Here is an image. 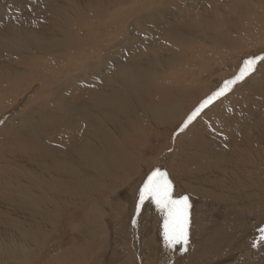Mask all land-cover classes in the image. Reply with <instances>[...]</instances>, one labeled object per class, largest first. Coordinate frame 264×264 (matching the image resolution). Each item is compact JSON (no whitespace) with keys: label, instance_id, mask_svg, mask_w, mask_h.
Returning <instances> with one entry per match:
<instances>
[{"label":"bare ground","instance_id":"bare-ground-1","mask_svg":"<svg viewBox=\"0 0 264 264\" xmlns=\"http://www.w3.org/2000/svg\"><path fill=\"white\" fill-rule=\"evenodd\" d=\"M193 1L198 2L196 8L187 9L188 3ZM209 1H214L210 7H206L199 0H152L147 8H142L136 0H88L85 5H75L68 12H59L61 14L59 19L66 16L70 22L81 21L107 27L103 39L101 33L96 32L93 35L86 31L85 49L75 56L78 62L75 77L81 78L77 86L71 77L73 74L70 76L60 74L54 63L46 59L35 62L26 72L20 67L22 60L19 57L23 55L42 54L60 59L62 54L73 52L74 48L80 46L82 41L72 46L60 33H57L54 20L58 14L46 13L47 6L38 7L35 4L28 7V11L34 8L32 11L35 15H45L44 19L47 15H52L49 22L53 20V23H49V27L56 36L45 25L31 30L23 29L22 33L19 31L20 35L22 34L21 38L17 34L19 28L0 27L1 38H5L4 41L10 43H0V79L5 77L3 73L8 74L9 71L12 73L11 76H6L0 81V118L8 112L5 102L1 104L5 94H10L12 102H17L20 98L16 96L22 91L13 94L15 87H23L25 93L39 87L37 98L30 103L31 105L39 103V105L36 109H32L33 107L30 108L27 104L29 109L26 110L25 125L23 127L20 125L17 132H23L26 128L27 132H31L27 137L30 145L34 147L37 145L44 152L43 159L40 160L35 150L27 149L25 152L8 157L4 167L0 166V176L4 179L8 177L6 184L12 188L0 184V264H40L41 262L42 264H93L96 262L102 251L99 250L102 248V243H107L108 232L112 231V227L109 231L107 224V217L113 212L112 199L128 189L131 183H139L142 175L153 167L152 159L149 158V162L146 163L147 159H143V153L150 147L152 139L160 140V133L163 130L160 126L167 125L168 118L178 109L188 107L189 114H192L204 101L213 96L216 86L223 87L225 81L233 80L240 75L228 71V59L225 61L223 72L221 63L224 60L220 57L229 56L231 52L215 50L237 44L239 40L235 37L236 32L234 34L232 31L234 27L237 28L242 41L248 43L244 48L251 49L259 45L264 48V0ZM203 2L207 3V0ZM244 7L246 8L242 11ZM234 11L241 13V18L246 24H238V18L231 15ZM191 13H195V18ZM216 13L222 14V19L230 24L232 29L224 28L216 33L217 29L211 22L217 19ZM138 15L150 18L163 15L165 31L171 34L176 56L181 62L182 70L186 71L174 73L175 64H171V68L166 65L161 66L164 63L163 58L145 59L138 55V61L144 62L145 65L136 63L131 57L126 58L130 52L147 54V45L152 44L151 40L163 37V34L155 31L153 38L137 35L133 29L135 23L131 20ZM181 17H188L187 21L195 22L196 25L189 27L185 37L184 28L180 25ZM114 20L120 23L114 24ZM112 32L115 33V39L111 37ZM252 34L254 35L249 38ZM16 35L24 45L18 44ZM124 35H127L124 43L127 46L121 47L117 41ZM201 40H206L207 43H201ZM138 47L141 48L140 51L136 50ZM7 53H12L17 58L8 56L6 59ZM123 53L126 59L121 57ZM233 55L234 53H231L232 58L235 57ZM261 55H264V49L252 59ZM32 58H37V55ZM11 63L16 68L8 70L7 67ZM120 63H127L128 68L120 73L121 76L117 77L115 86L108 90L123 94L125 102L139 103L144 96H147V89L151 88L153 83L152 71L157 74L161 71L164 73L161 77H166L165 87L172 93L169 96H160L153 91L151 98L144 100L147 111L142 108L143 112L133 116L122 115V103L110 106V94L100 95L106 90L105 77L112 72L107 68L119 67ZM217 71L221 76L232 75V77L224 79L220 76L217 79L215 75ZM26 76H30L31 79L23 85L21 81ZM263 81L264 68H261L237 80L231 89L224 93L229 97L228 100L224 97L228 105L231 104L241 110V113L255 106L258 110L262 109L261 116L251 119L249 112L245 118L240 119L237 113L228 109L231 120L223 123V126L203 128L202 125L195 124L196 118L191 121L186 131L178 136L176 144L174 143L173 154L170 156L172 161L168 170L171 172L169 173L171 183L174 185L176 182L181 192H187L190 196L211 194L213 197L218 193L212 201L214 204L226 206L228 213L230 208L242 205L241 203L252 205L251 203L256 201L264 204V85H261ZM169 84L172 87H168ZM77 90L84 94L78 96ZM92 92H94L93 97L88 98ZM241 95L243 97L239 98ZM74 97L78 99L75 100ZM219 97L214 102L224 104L222 95ZM252 97L257 99L249 100ZM167 98L172 99L171 104L167 102ZM247 104H251L252 107ZM11 105L10 109L16 106L14 103ZM34 115H39L41 120L36 121ZM139 115L150 116L159 123L158 130H153L151 125L142 129L140 125L136 128H123ZM198 122L208 124L203 121ZM218 122L222 121L218 120ZM261 123L262 130H258ZM208 131L213 134L220 133V140L205 138L202 134ZM6 153V149L1 147L0 156ZM116 183L119 185L116 186ZM6 191L11 195L6 196ZM8 198L11 199V206L3 205ZM148 209L145 207L144 211ZM233 211L235 212L234 209ZM261 221L262 218L249 227L253 228ZM153 222L147 227L149 232L144 231V226L140 225V230L144 233L137 231L132 238L137 237L138 241L140 240L138 255L141 264H166V254L157 242L162 234L160 229L164 228V225L158 220ZM122 223L124 224L123 221ZM128 226L129 224L124 229L127 230ZM225 226L227 231L232 230L228 224ZM243 233L246 234L245 231ZM68 236L82 239L88 242L87 244L91 243L90 251L94 252L87 253V250L82 254L78 249L80 246L72 249V252H68L66 256H62L65 251L63 242ZM218 238L222 246L227 245L225 243L228 240H226L227 234L224 233ZM95 239L100 242L96 244ZM208 242L207 236L198 244L209 246ZM95 244L96 248H93ZM197 245L194 246L192 255L189 251L186 258L189 259L190 255L195 256ZM116 251L123 253V248ZM128 252L130 256L126 259L129 262L124 259L121 264H132V260L133 264H137L135 256L132 252ZM257 252L258 255L264 254V243L260 244ZM198 253L200 255L201 252ZM108 262L110 261L106 263L109 264Z\"/></svg>","mask_w":264,"mask_h":264},{"label":"rangeland","instance_id":"rangeland-1","mask_svg":"<svg viewBox=\"0 0 264 264\" xmlns=\"http://www.w3.org/2000/svg\"><path fill=\"white\" fill-rule=\"evenodd\" d=\"M87 1L88 0H46V1L45 0H0V15H3V16H0V27L6 28V29L19 28V30L16 29V30H18L17 34H18V37L20 36L19 38H21V35H22V34L20 35L19 31H21V33H22L23 29L24 30L25 29L31 30V29H35L38 26H44V25L56 36V33L49 27V23H53V20L51 22H49V19L52 17V15L49 14L44 19L43 16H45V15H35L34 14L35 12L32 11L34 8L31 9L30 11H28L29 6H33L36 4V6H38V7L47 6L46 7V13L51 12L54 15L58 14L56 19L54 20V27H56L57 33H60V35L62 37H64V39H66L70 45L76 46L79 42L82 41L78 48H74L73 52L70 51V52L62 54L60 59H58L57 57H52L49 55H42V54H26V55H23L22 57H19L22 60L20 67H22L25 70V72L35 62H38L40 59H46V60L54 63L56 70L60 74L66 75V76H70L73 74V76H71V77L75 81V85L80 83L79 81L81 78H79L78 76L75 77V72H77V68H78V62L75 59V56H78V53H80L81 50L85 49L84 39H85L86 34L88 32L90 34H93V35H95L96 32L101 33V39H103V33L106 31L107 27H105L103 25H98V24H94V23H85V22H81V21L70 22L69 18L66 16L59 19L61 17V14H59V12L60 13L68 12L75 5L82 6V5L87 4ZM136 1L142 8H147L148 4L150 5L152 0H136ZM43 2H44V4H43ZM196 2L197 1L189 2L187 5V9L191 10L192 8L193 9L196 8V6L198 4V2L197 3ZM199 2L202 3L203 5H205L206 7H210L214 1L207 0V3H205V2H203V0H199ZM1 4H4V5L2 6ZM43 8H45V7H43ZM245 8L246 7H244V9L242 11H244ZM216 15H217V19L211 21L214 23V28L217 29V31H215L216 33L221 32L224 28L225 29H232V26L228 23H225L224 19H222V14L216 13ZM231 15H232V17L234 16V17L238 18V20H239L238 24L240 23L239 25L246 24L244 19L241 18V13L234 11ZM191 16H193V18H195L196 15H195V13H191ZM197 16L199 18V14ZM157 17H160V18H157ZM157 17L156 18L151 17L152 19H155V20H152L150 17L138 15V16L134 17L131 20V22L135 23V26L133 27V29L136 32V34L141 36V37L153 38L154 31L156 33L163 34V37L159 38L158 40H156V39L151 40L152 44L147 45V54H144V53L132 54V52H130V54L127 55V57H126L125 53H123V55L121 57H123V58H125V57L130 58L131 57L133 60L136 61V63L139 62L137 59L138 55L143 56L145 59H147V58H153V59L163 58L164 63L161 64V66L166 65V66H168V68H171L170 65L175 64L176 66L173 68L174 73L186 71V70H182L181 62L178 60V58L176 56V48L173 44V39L171 38V34H169L168 32L165 31V27L163 24V15H159ZM186 18L189 19L188 17H181L182 21L180 22V25L183 26V28H184V32H183L184 37L187 35L190 26H192V25L196 26L194 24L195 22L189 23ZM113 23L119 24L120 22L114 20ZM17 25H19V26H17ZM125 27H127V26H125ZM1 30H3V29H1ZM86 31H87V33H86ZM232 31L234 32V34H235V32L237 34V35H235V37H238V40H239L237 42V44H231L232 45L231 47H227L224 49H217L215 51H227V52L234 53L233 56H235V57H233V58L231 56V53L229 54V56L224 55V56L220 57L221 59L224 60V62L221 63V70L223 71L224 65L226 64L225 61H226V59H228V61H229L228 62L229 63L228 71L230 73L232 72V74H234V75L235 74L237 75L241 72V69L244 68V62L246 60H250L253 57H255L256 55H258L259 52L263 51L264 48L262 47V45L256 46V47L251 48V49L244 48L245 46H248V43L242 41L241 37H239L241 35H238L236 27H234V30H232ZM112 34L113 35L111 37L113 39H115V37H116L115 33L112 32ZM254 34L250 35L249 38H251ZM9 36L11 38L13 37L11 34ZM45 36L47 38H49L46 34H45ZM15 37L17 38V35ZM90 38H93V37H90ZM126 38H127V35H124L123 37L118 38L117 42L120 44L121 47L123 45L127 46V44H124L126 42ZM249 38H247V39H249ZM4 40H5V38H3V37L1 38V36H0V41H1L0 43L10 44L9 42L4 41ZM18 40L19 39L17 38V41ZM19 41H20V43H19ZM19 41H18V44L24 45L23 41L22 42H21V40H19ZM200 42L204 43V44L207 43L206 40H201ZM136 50L140 51L141 48L138 47ZM110 53L111 52H109V54ZM35 55H37V58H35V59L32 58ZM95 55L96 54H94V56ZM6 56L7 57H5V58L7 59L8 56H10V58H14L13 56H15V55H13L12 53H7ZM231 58H232V62H230ZM3 62H4V60H3ZM139 63H141V65L144 64V62L143 63L139 62ZM7 68L9 70L10 68H16V67L13 66V64L11 63ZM125 68H128L127 63H125V64L120 63L119 67L115 66L113 69L107 68V70H112V72L105 77L104 88L106 90L100 93V95L110 94V96H111L110 106H116L118 103H122L123 104L122 115L133 116L134 114L143 112L142 108L145 111H147V107L145 105L144 100H149L151 98V96L153 95V93H152L153 91L157 92L158 95H160V96H169L172 93L171 90H168L165 87L164 81L166 80V77H161L164 75V73L161 71L157 74V73H155V71H152L151 78L153 80V83H152L151 88L147 89V96L146 97L144 96L145 98L143 97L141 99V101H139V103L138 102H133V103L132 102H125L124 101L125 97L123 94H121L120 92H119L120 94H118L117 93L118 91H115V90H108V89L113 88L115 86L117 77L119 78L121 76L120 73L126 71ZM225 68H227V67H225ZM253 68H254V70L248 72L249 74L254 73L261 68H264V60H258L255 63V65L253 66ZM19 73H20V71H18V74ZM3 74L6 77V76H11L12 73L9 71L8 72L9 75L7 73H3ZM215 75H216L217 79H219L221 76V75H219V71L215 72ZM262 76H260V77H262ZM5 77L1 78L0 81H2ZM213 77H214V75H213ZM221 77H223L224 79H226L228 77V79H229L232 77V75L227 76V77H225V76H221ZM156 78H158V79H156ZM30 79H31L30 76H26L25 78L22 79L21 83L24 85L27 82H29ZM261 83H262L261 85H264V81ZM99 86H101V85H99ZM167 86L172 87V85H170V84ZM38 88H33L31 90V92L25 93L23 91V89H24L23 87H18V88L15 87L14 90L12 91V93L13 94L17 93V92L20 93L19 91H22L20 94H18L16 96V97L20 98L21 100L18 99L19 101H17V102L13 101L12 102L10 94H5L1 100L2 101L1 104H4V102H5V104L7 106V110H8V112L5 113V116L0 118V148L4 147L7 151V153L5 155L0 156V166L2 168L8 162V157H11L13 155H17L19 153L25 152L27 149L29 151L35 150L36 154L39 156L40 160L43 159V155H44L43 150L38 148L37 145L35 147L30 145V142L28 141V138H27L28 133H31V132H27L26 128L23 132H17L21 126L23 127L25 125V119L27 117L26 110L29 109V107L31 108V106L33 107L32 109H36L37 106L39 105V103L32 104V105L30 104V103H33L35 98H37V96H38L37 94H39ZM221 88H223V87L222 86L221 87L216 86V90L214 91V93L218 92ZM102 89L103 88L101 87V90ZM71 93H73V92H71ZM21 94H22V96H21ZM80 94L83 95L84 92L77 90V95L80 96ZM93 94H94V92H92V94H90L88 96V98L93 97ZM40 95H41V93H40ZM224 97H226L225 99H227V100L229 99V97L226 94H223L222 99L225 102L224 104H220L221 102H218V101H216V102L212 101L209 104L210 105L209 107L206 106L207 108L206 107L203 108L200 111V113L195 117V119L197 118V120H196L197 122H195V124L202 125L203 128H207V129L211 128L212 126H214L215 128H219L220 126H223V123L227 122L228 120H231V119H229L230 115L228 114V109L237 113L240 116V119L242 117L245 118L249 112L251 114V119H254L256 116H261L262 109L258 110L255 108V106L252 107L251 104H247V105H250L252 107L251 110L242 111V113H241V110L236 109L231 104L228 105V102L225 101ZM242 97H243L242 95L239 96V98H242ZM219 98L220 97H218L216 99H219ZM74 99L77 100L78 98L74 97ZM254 99H257V98L252 97L249 100H254ZM30 100H32V101H30ZM167 102L169 104H171L172 99L167 98ZM13 103L16 106H14L12 109H10V107H12L11 104H13ZM27 104L29 107L27 106ZM25 106H26V108H25ZM215 108L218 109V111L220 112L217 114V116L214 114ZM151 111L152 110H149V112H151ZM194 111H196V110H194ZM21 112H23V113H21ZM22 115H24V116H22ZM190 115L191 114H189V108L188 107L178 109L176 112H174V114L172 116H170L168 118V124L167 125L160 126L163 129L162 132L160 133V137H161L160 140L155 141L154 139H152L151 140L152 142L150 143V147H148L146 150H144V153H143V159L144 160L147 159L145 161L146 163H147V161L149 162V160L152 159L151 161H153V167L148 172H146L142 175L139 183H137V182H134V184L131 183V185L128 187V189L126 188V190H124L123 193L119 194L118 196H116L112 199V201H113V205H112L113 206V212L107 217V222H108L107 224L109 226V231H111V230L112 231L108 232L107 240H106L107 243L106 244L102 243V248L99 249V250H102V251H100V254H99L100 256L96 259V262L93 264H104V263L107 264L106 263L107 261H110V262H108L109 264H119V263L121 264L124 262V259H126L130 256L128 251L132 252V254L135 256V261L137 262V264H141V262H140L141 260L139 258L140 255H138L139 254V248H140V243H139L140 240L138 241L136 236H135L136 238L133 239L134 234L137 231H139V233H140V231L144 233L145 230L147 232H149L147 227L150 226L151 223H154L153 220H158L161 225L162 224L164 225L165 214L160 209H158L157 206L151 200H145L143 204H140V200H139L140 189L143 187V184H144L145 180L147 179V177L156 169H159L161 172L167 173V178L170 180L171 175H169V173H171V172L169 171L170 170L169 163L172 161L170 156L173 154V151L175 148L174 143L176 144V139L178 138V136L180 134L184 133L186 131V129L188 128V126H187L186 128H184L183 131H180V129L184 126L185 122L188 120V117ZM15 116L17 119L15 118ZM33 117L36 121L41 120V117L39 115H34ZM195 119H193L192 122ZM10 120H13V121L10 122ZM218 120H221L222 122H218ZM198 121L207 122L208 124L201 123ZM189 124H191V123H189ZM139 125L141 126V129L143 127H146L147 125H151L153 127V130L156 131V130H158L159 123H156L154 120H152L150 118V116L139 115V116L135 117V119L132 120L131 122L125 124L123 128H126V127H128V129L129 128H136ZM11 130H13V131H11ZM14 130H16V131H14ZM258 130H262V123L260 125V128H258ZM252 131H253V128H252ZM33 133L35 134L36 132H33ZM202 135L205 138L208 137V138H211L213 140H220V138H221L220 133L214 132V134H213V132H211V131H208L207 133L202 134ZM12 136H14V138ZM34 136L37 137V135H34ZM26 146H28V147H26ZM206 156L208 157L209 154H207ZM13 176H15V174H13ZM7 181H8V177L4 179L0 176V184L8 187L6 184ZM118 185H119V183H116V186H118ZM172 187H173V197L174 198L178 199L182 196L188 197V202L190 204V208L188 210L189 211L188 243L186 245L177 244L174 247L170 248L167 245V243L165 242L164 228H161L160 230L162 231V234L158 238L157 242H158V245L166 247L164 249V252L166 254V260H165L166 264H264V254L262 255L259 253L260 255H258V252H257L260 244H262V243L257 244L256 247H253L254 241L258 240L259 235H260L259 231H257V230L264 227V214H263L264 213V209H263L264 204H262L260 202L258 203L256 201L251 203L252 205H248V204L245 205V204L241 203L242 205H237V206H235V208H233V207L230 208V213H228L226 210V206L217 205V204L213 203L212 199L216 198L218 193H216V195H214V197L211 196V194L210 195H201V196H190V194H188L187 192H181V190H179L180 188H178L179 185L176 182H174V185L172 184ZM8 188H11V187H8ZM219 194H221V193H219ZM9 195H11V194L8 191H6V196H9ZM3 205L11 206V199L8 198ZM138 205H139V210L137 209ZM242 206H244V208ZM145 207L149 208L148 211H144ZM233 209L235 210V212L233 211ZM226 213H228V214L226 215ZM158 214H159V216H158ZM142 218L145 220H143ZM248 218H249V221H247ZM250 218H252L253 220L252 219L250 220ZM260 218L263 219V221H261V223H259L257 225L255 224V227H253V228H252V226L249 227L250 224H254L256 221L258 222ZM149 219H151V220H149ZM122 221L124 222V224L122 223ZM244 221H247V222H244ZM199 223H202V224L204 223L203 228L206 230V234L208 236V241L210 243L208 242L209 246H206V245L200 246L202 243H199L197 245V247L195 248V249H197L195 256H191L192 252H193L192 250L195 246L194 245L191 248V243L195 242V234H196L197 226ZM128 224H129V226H128L127 230L124 229L125 226L127 227ZM202 224H200V225L202 226ZM227 224L229 227L232 228L231 231H227L226 226H225ZM140 225L144 226V228H145L144 231L140 230ZM217 227H218V229H217ZM246 227L248 228V231H247ZM110 228H111V230H110ZM127 231H129V234H127ZM244 231L246 232V234L243 233ZM224 233L227 234L226 240L227 239L228 240H227V242H225L227 245L222 246L221 242H220V238H218V237H221ZM229 235H230V238H229ZM240 236L243 237V239ZM238 239H241V240L238 241ZM135 240H136V242H135ZM55 242H53V243H55ZM94 242L97 244V242L99 243L100 241L95 239ZM85 243H86V241H84L82 239L68 236L67 239L63 242V244H64L63 249L65 251L62 249L61 252L64 251L62 256H66V254H68V252H72V249L74 250L75 248H78L80 246H81L80 248H83V249H80V248H78V249L81 251L82 254H84L85 251L87 252V250H88L87 253L94 252V251H90L91 243H89V244H87L88 242L86 244ZM71 244H73V245H71ZM96 244L93 245V248H96ZM76 245H78V246H76ZM103 245H105V246H103ZM214 245H216V246H214ZM72 246H73V248H72ZM229 246L234 247V248H230ZM66 247L69 249H65ZM121 248H123V253L120 251H116L117 249H121ZM84 249H86V250H84ZM103 249H104V252H103ZM159 249H161V247ZM188 251H191L190 252L191 255L189 256V259L186 258V254L189 255ZM101 252H102V254H101ZM198 252H201L200 255ZM87 253H86V255H87ZM57 254H59V253L57 252ZM75 254H77V253H75ZM230 254L232 256H230ZM233 254H234V256H233ZM46 257H47V255L45 254V258ZM186 261H188V262H186ZM235 261H237V262L235 263ZM126 262H129V260L126 259ZM131 262L133 264L134 261L132 260ZM40 264H42V262Z\"/></svg>","mask_w":264,"mask_h":264},{"label":"snow or ice","instance_id":"snow-or-ice-1","mask_svg":"<svg viewBox=\"0 0 264 264\" xmlns=\"http://www.w3.org/2000/svg\"><path fill=\"white\" fill-rule=\"evenodd\" d=\"M258 60H264V55L257 56L255 59L246 60L240 75L233 80L225 81L223 88L214 93L208 100L204 101V103L188 117V120L180 131H183L203 108L229 91L237 80L243 79L248 72L254 70L253 66ZM139 200L140 204H143L145 200H151L157 208L165 214L164 238L170 248L177 244L186 245L188 243V210L190 208L188 197L182 196L178 199L173 197V187L171 181L167 178V173L161 172L159 169L154 170L147 177L143 187L140 189ZM137 209L139 210V205ZM258 231L260 235L258 240L254 241L253 247H256L257 244L264 243V227L258 229Z\"/></svg>","mask_w":264,"mask_h":264},{"label":"crops","instance_id":"crops-1","mask_svg":"<svg viewBox=\"0 0 264 264\" xmlns=\"http://www.w3.org/2000/svg\"><path fill=\"white\" fill-rule=\"evenodd\" d=\"M218 113L220 112L218 111V109L215 108L214 114L217 116ZM200 224L202 223H199L197 226V231L195 234V242L191 243V247L197 245L199 241L204 240L207 237L206 230L203 228L204 223L202 224V226ZM165 248H166L165 246H162L163 252Z\"/></svg>","mask_w":264,"mask_h":264}]
</instances>
